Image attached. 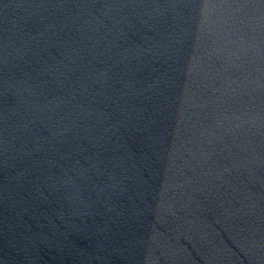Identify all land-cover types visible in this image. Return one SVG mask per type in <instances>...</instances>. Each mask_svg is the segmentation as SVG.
Instances as JSON below:
<instances>
[{
  "label": "water",
  "instance_id": "obj_1",
  "mask_svg": "<svg viewBox=\"0 0 264 264\" xmlns=\"http://www.w3.org/2000/svg\"><path fill=\"white\" fill-rule=\"evenodd\" d=\"M0 264H264V0H0Z\"/></svg>",
  "mask_w": 264,
  "mask_h": 264
}]
</instances>
